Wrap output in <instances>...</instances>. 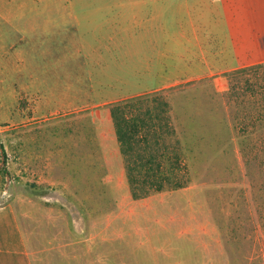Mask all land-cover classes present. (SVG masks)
Segmentation results:
<instances>
[{"label":"rangeland","instance_id":"1","mask_svg":"<svg viewBox=\"0 0 264 264\" xmlns=\"http://www.w3.org/2000/svg\"><path fill=\"white\" fill-rule=\"evenodd\" d=\"M64 1L56 13L68 11ZM242 1L249 60L262 61L264 0ZM32 48L26 74L0 94V206L15 214L30 264H264V145L255 139L247 156L237 141V118L250 108L246 77L150 94L169 103L176 134L165 140L180 142L187 169L175 176L183 186L145 193L130 183L109 113L117 101L67 108L57 98V48ZM124 61L134 64L133 54ZM29 76L43 82L18 84Z\"/></svg>","mask_w":264,"mask_h":264},{"label":"crops","instance_id":"2","mask_svg":"<svg viewBox=\"0 0 264 264\" xmlns=\"http://www.w3.org/2000/svg\"><path fill=\"white\" fill-rule=\"evenodd\" d=\"M64 2L68 11L56 13L57 0H0V94L26 74L34 46L57 48V98L67 108L206 77L226 83L227 72L261 62L249 60L254 41L247 1ZM130 53L132 65L124 61ZM29 77L18 84L43 82ZM0 264H30L9 206H0Z\"/></svg>","mask_w":264,"mask_h":264},{"label":"trees","instance_id":"3","mask_svg":"<svg viewBox=\"0 0 264 264\" xmlns=\"http://www.w3.org/2000/svg\"><path fill=\"white\" fill-rule=\"evenodd\" d=\"M226 75L246 77L249 95L245 96L244 103L248 100L250 108L246 113H239L244 116L237 118L244 124L239 129L237 141L239 151L250 156L255 150L252 147L255 139L264 145V61L236 68ZM239 84L231 79V99L242 97ZM151 93L119 100L109 108L121 152L127 160L130 183L134 189L145 193L183 186L185 181L175 176L177 171L187 169L180 142L171 145L165 140L176 134L167 110L169 103L158 97L149 100ZM150 101L155 103L149 104Z\"/></svg>","mask_w":264,"mask_h":264}]
</instances>
